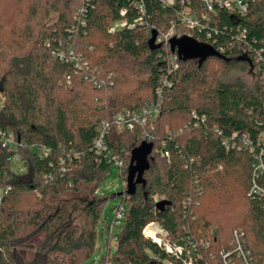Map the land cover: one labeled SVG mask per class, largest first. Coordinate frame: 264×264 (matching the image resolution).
I'll return each mask as SVG.
<instances>
[{"label":"trees","instance_id":"obj_1","mask_svg":"<svg viewBox=\"0 0 264 264\" xmlns=\"http://www.w3.org/2000/svg\"><path fill=\"white\" fill-rule=\"evenodd\" d=\"M137 1L144 4L150 31L140 26L109 33L121 8H128L129 18L137 14ZM184 1L201 10L199 0ZM182 7L180 0L168 7L160 0H0V264H84L95 251L94 264H183L142 235L150 221L171 240H207L201 260L210 262L239 228L256 263L264 264V197L248 194L255 152L264 150V64L257 69L232 38L237 27L245 28V38L262 46L264 55V0H254L244 14L218 10L215 36L225 52L204 58L178 54L179 67L168 73L166 58L177 52L151 43V32L178 23ZM70 50L81 69L66 58ZM235 69H256L263 81L252 87L241 77H219ZM163 74L169 85H162ZM158 99L159 112L149 126L112 127L106 135L107 148L124 159L125 183L118 194L125 215L98 252L101 214L113 196L97 191L111 167L93 147L98 126L124 108ZM144 131L152 150L129 192L132 151L144 141ZM3 135L12 141L3 143ZM15 155L17 169L11 167ZM82 183L94 193L77 224L46 197ZM160 199L168 202L162 210L155 206Z\"/></svg>","mask_w":264,"mask_h":264},{"label":"built area","instance_id":"obj_2","mask_svg":"<svg viewBox=\"0 0 264 264\" xmlns=\"http://www.w3.org/2000/svg\"><path fill=\"white\" fill-rule=\"evenodd\" d=\"M201 4V10L197 11L190 9L187 3L188 1L180 0L183 7L176 12L178 17V23L171 21L169 26L163 30L156 32L154 43L164 44L169 46V40L172 37L185 36L190 39H194L198 43H203L210 46L217 53H224L225 44L218 42L215 35L219 33V25L215 22L218 10H226L232 12V14H244L247 12L249 5L254 0H199ZM163 6H171L174 0H160ZM185 2V3H184ZM136 15L127 16L129 10L127 7H123L119 10V17L113 20L107 27L109 33H113L117 30L132 29L135 27L143 26L146 32H149L152 26L148 20L143 17L145 13V7L142 1H137L135 4ZM236 34L232 37L237 42V50L239 54L251 55L256 63V68L260 69L264 64V55L262 54V46L256 47L253 43H250L245 38V28L237 27ZM230 43H234L231 42ZM264 43V42H263ZM63 53H59V57H63ZM73 63L75 69H81L83 64L80 62L77 55L71 50L66 57ZM179 67L178 54L173 52L166 58V71L168 73L174 71ZM88 68V66H84ZM66 80H69V76H65ZM162 85H169L166 75L161 77ZM156 93L160 95L161 88H157ZM160 101H153L148 103L139 109L124 108L112 118L111 121H102L97 129V136L93 141V147L97 153H103L107 163L115 167L117 173L122 176L124 160L120 152H114L109 150L106 146L105 139L108 131L113 127L118 131H133L137 127H146L151 124L156 115L159 112ZM152 129V127H150ZM235 133H233L234 135ZM142 138L147 141L150 138V133L143 132ZM3 143H9L12 141L11 135H3ZM240 141L245 145L248 144V137L246 134L240 135ZM223 145L228 146L225 139L222 141ZM160 152L167 159L169 157V151L164 148V141L160 143ZM46 151V150H45ZM78 155V154H77ZM12 160V158H11ZM253 170L251 176V184L248 190V194L264 197V150L260 149L255 152ZM122 179V178H121ZM122 180L121 186H124ZM157 200V198H155ZM125 215V205L122 202H118L113 207L112 222L117 225H121L123 217ZM109 233V232H108ZM110 234V233H109ZM142 235L149 238L156 246L162 249L165 253L171 255L174 258L179 259L183 264H194L201 261V264H257L253 258L250 249L244 242V235L239 228H233L231 236L228 241V246L220 248L216 253V262H210L208 260H201L202 254L200 247L207 248V240H197L186 235L183 241L171 240L168 231L162 227L156 221H150L142 228ZM114 248H112L113 250Z\"/></svg>","mask_w":264,"mask_h":264},{"label":"rangeland","instance_id":"obj_3","mask_svg":"<svg viewBox=\"0 0 264 264\" xmlns=\"http://www.w3.org/2000/svg\"><path fill=\"white\" fill-rule=\"evenodd\" d=\"M257 73L258 71L256 69H254V71L252 72L244 73L235 69L227 75L220 74L221 76L219 77H221L222 80L228 81H231L236 77H241L245 79V81H247L252 87H256L263 81L262 77L258 76ZM1 101L2 99L0 97V104ZM19 165L20 162L18 161V158L16 157V155L13 156L11 161V167L17 169ZM121 182L122 179L120 175L117 173L115 167L111 166L101 184L97 186V191L99 193L107 192L113 195L106 202L101 214L102 225L99 226L100 230L98 232V240L96 243V248L98 252L102 251L106 244L107 239H105L104 236H106L108 232L113 235L114 233L120 230V226L112 222V216L113 207L120 200V195L118 194V192L122 190ZM93 193L94 191L91 184L82 183L78 189H67L60 195L47 196L46 199L49 203L54 206L67 209L69 211V220L71 222L82 224L85 215L86 205L92 199ZM101 234H103V238H100ZM107 244H109L110 248H113L114 239L111 237L110 241L108 240ZM26 255L29 256L30 254L26 253ZM96 258L98 259V254L95 251V253L91 257V260L93 259V261L89 260L84 264H94L96 262ZM106 259L107 257L105 256V262L109 263V261Z\"/></svg>","mask_w":264,"mask_h":264},{"label":"water","instance_id":"obj_4","mask_svg":"<svg viewBox=\"0 0 264 264\" xmlns=\"http://www.w3.org/2000/svg\"><path fill=\"white\" fill-rule=\"evenodd\" d=\"M156 31L151 32L150 42H154ZM169 46L171 51H176L179 55L201 57L204 58L208 55L216 54L215 51L206 44H201L185 36L172 37L169 40ZM152 150V143L142 141L133 151L134 163L128 168V173L126 176L128 191H132L133 188V178L135 173H141L142 170L147 166V155ZM168 204L166 200H158L156 202V207L162 210L164 206Z\"/></svg>","mask_w":264,"mask_h":264}]
</instances>
